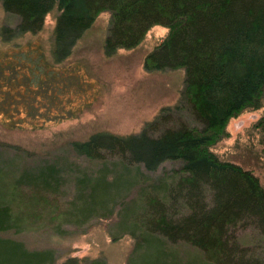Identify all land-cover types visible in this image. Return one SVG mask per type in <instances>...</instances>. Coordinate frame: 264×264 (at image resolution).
<instances>
[{
  "label": "trees",
  "instance_id": "16d2710c",
  "mask_svg": "<svg viewBox=\"0 0 264 264\" xmlns=\"http://www.w3.org/2000/svg\"><path fill=\"white\" fill-rule=\"evenodd\" d=\"M0 3L6 14L17 17L12 25H0V122L10 128H38L66 114L69 107L52 109L61 101V82L67 76L55 65L68 58L101 11L111 13L103 40L107 56L118 48H133L155 24L169 27L146 55L144 68H184L181 95L196 125L183 120L169 125L168 114L159 113L135 134L95 132L72 141L74 153L98 166L89 171L70 162L76 192L66 208L80 224L114 215L112 237L128 234L134 240L126 264H264V186L251 169L209 149L227 135L231 117L247 107L258 108L264 96V0ZM55 7L47 59L41 42L22 38L40 31ZM256 124L264 144V117ZM1 160L0 264H53L52 250H30L1 233L18 220L9 186L26 187L31 196L60 194L63 166L56 159L44 160L17 173L15 157ZM166 160L182 164L169 174L150 176ZM7 173L14 176L5 181Z\"/></svg>",
  "mask_w": 264,
  "mask_h": 264
},
{
  "label": "rangeland",
  "instance_id": "374dc122",
  "mask_svg": "<svg viewBox=\"0 0 264 264\" xmlns=\"http://www.w3.org/2000/svg\"><path fill=\"white\" fill-rule=\"evenodd\" d=\"M56 14L55 7L45 16L40 31L33 35L27 33L22 38L41 42L47 59L51 58ZM110 17L109 11H101L75 42L68 58L55 65L57 69L66 70L67 76L61 82L65 87L61 90V101L53 104L52 109L69 107L64 116L50 119L38 128H10L0 122V159H8L9 155L15 157L16 171L24 165L56 159L65 171L60 194L31 196L26 187L11 184L10 199L18 216L17 225L1 233L23 242L30 250H52L53 264H86L93 259L104 264H126L134 243L128 234L112 237L114 215L91 217L87 223L80 224L76 214L67 210L76 192L75 173L70 162L74 161L89 171L98 166L96 160L74 153L70 148L72 141L86 140L95 132L107 131L123 136L135 134L159 113L168 114L169 125L177 120H183L189 126L196 125L181 95L184 68H144L146 55L163 41L169 27L155 24L133 48H118L112 56H107L103 51V40L108 33ZM16 20L17 17L3 11L0 3V25H12ZM260 102L258 108L247 107L231 117L225 125L227 135L209 149L221 159L251 169L264 186V144L259 127H256L259 118L264 117V96ZM165 107L173 109L162 111ZM18 152L24 156L30 153V156L16 155ZM181 164L178 160L163 161L160 167L150 172V176L157 178L169 174ZM14 175L7 173L4 180L8 181ZM185 254L186 248L183 249Z\"/></svg>",
  "mask_w": 264,
  "mask_h": 264
}]
</instances>
